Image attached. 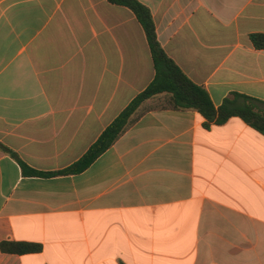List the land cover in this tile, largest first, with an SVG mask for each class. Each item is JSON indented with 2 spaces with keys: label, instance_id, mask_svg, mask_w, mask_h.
<instances>
[{
  "label": "crops",
  "instance_id": "0c3cea01",
  "mask_svg": "<svg viewBox=\"0 0 264 264\" xmlns=\"http://www.w3.org/2000/svg\"><path fill=\"white\" fill-rule=\"evenodd\" d=\"M216 108L264 101V0H139ZM156 75L145 30L108 0H0V143L32 169L80 160ZM144 104L78 175L23 174L0 149V264H264V135L239 117ZM3 242L39 253L3 252Z\"/></svg>",
  "mask_w": 264,
  "mask_h": 264
},
{
  "label": "trees",
  "instance_id": "16d2710c",
  "mask_svg": "<svg viewBox=\"0 0 264 264\" xmlns=\"http://www.w3.org/2000/svg\"><path fill=\"white\" fill-rule=\"evenodd\" d=\"M108 2L132 10L143 26L153 57L155 78L102 133L86 154L63 170L42 172L32 169L14 151L0 143V149L19 162L24 175L56 177L85 172L136 123L147 110L144 104L161 95H164V100L159 106L160 109L197 111L207 120L206 127H209L211 123L222 125L233 117H239L264 135V101L235 93L216 108L208 91L191 81L165 52L158 40L155 20L147 6L139 0H108ZM250 39L256 49H264L263 34H253ZM1 249L3 252L23 255L39 253L42 251V246L34 243L3 242Z\"/></svg>",
  "mask_w": 264,
  "mask_h": 264
}]
</instances>
